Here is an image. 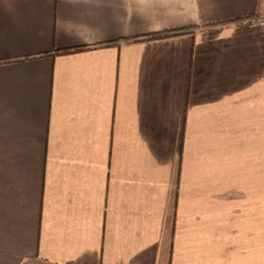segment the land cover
I'll list each match as a JSON object with an SVG mask.
<instances>
[{"label": "crops", "instance_id": "1", "mask_svg": "<svg viewBox=\"0 0 264 264\" xmlns=\"http://www.w3.org/2000/svg\"><path fill=\"white\" fill-rule=\"evenodd\" d=\"M0 264H264V0H0Z\"/></svg>", "mask_w": 264, "mask_h": 264}, {"label": "trees", "instance_id": "2", "mask_svg": "<svg viewBox=\"0 0 264 264\" xmlns=\"http://www.w3.org/2000/svg\"><path fill=\"white\" fill-rule=\"evenodd\" d=\"M254 17L256 15H253ZM251 17V16H250ZM249 16L248 17H243V18H239V19H229V20H222V21H214V22H210L208 24H206V26L208 28H214V27H217V26H220V25H223L225 23H230V22H239L241 20H245L247 18H250ZM186 31H175V32H161V33H156L154 35H150L149 37H146V38H143V39H161V38H165V37H171V36H177V35H181V34H184ZM139 40H142V39H134V40H126L125 42L126 43H129V42H134V41H139ZM115 45V44H118V42H110V43H106L104 44V46H107V45ZM87 49V47H80V48H75V49H66V50H63L62 53H67V52H72V51H81V50H85Z\"/></svg>", "mask_w": 264, "mask_h": 264}]
</instances>
